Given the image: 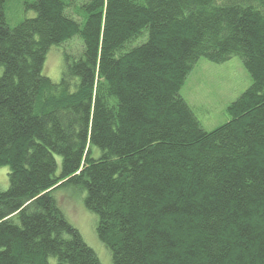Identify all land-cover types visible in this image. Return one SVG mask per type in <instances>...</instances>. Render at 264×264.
<instances>
[{
	"label": "trees",
	"instance_id": "16d2710c",
	"mask_svg": "<svg viewBox=\"0 0 264 264\" xmlns=\"http://www.w3.org/2000/svg\"><path fill=\"white\" fill-rule=\"evenodd\" d=\"M72 1L26 0L11 27L0 0V264H101L67 187L112 264H264V0H87L81 21ZM74 37L54 81L48 51ZM232 56L251 85L206 131L180 90Z\"/></svg>",
	"mask_w": 264,
	"mask_h": 264
},
{
	"label": "rangeland",
	"instance_id": "374dc122",
	"mask_svg": "<svg viewBox=\"0 0 264 264\" xmlns=\"http://www.w3.org/2000/svg\"><path fill=\"white\" fill-rule=\"evenodd\" d=\"M25 1L6 0L5 15L9 26L14 27L25 17L35 15L33 10H25ZM86 1L73 0L66 10L67 15L76 21H81L80 6ZM142 41L143 37L135 39L126 48L138 45ZM82 51L83 42L79 37L52 47L48 51L44 73L54 81H58L64 72L65 56L77 58ZM250 85V75L238 56H232L223 63H214L201 58L186 78L180 95L191 107L203 129L211 131L230 119L227 107ZM7 172L6 166L0 167V191L8 187ZM54 195L66 220L81 233L86 244L96 252L101 264H112L109 250L96 236V219L83 205L82 192L67 187L56 190Z\"/></svg>",
	"mask_w": 264,
	"mask_h": 264
}]
</instances>
